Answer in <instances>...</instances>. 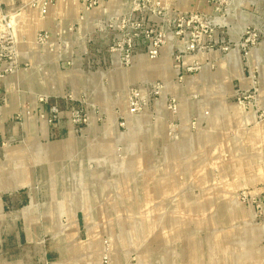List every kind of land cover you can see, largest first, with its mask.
Instances as JSON below:
<instances>
[{
    "label": "rangeland",
    "instance_id": "1",
    "mask_svg": "<svg viewBox=\"0 0 264 264\" xmlns=\"http://www.w3.org/2000/svg\"><path fill=\"white\" fill-rule=\"evenodd\" d=\"M0 203L27 264H264V0H0Z\"/></svg>",
    "mask_w": 264,
    "mask_h": 264
},
{
    "label": "crops",
    "instance_id": "2",
    "mask_svg": "<svg viewBox=\"0 0 264 264\" xmlns=\"http://www.w3.org/2000/svg\"><path fill=\"white\" fill-rule=\"evenodd\" d=\"M169 1L173 2L174 0H169ZM30 206L24 207L22 209L23 213L21 216L12 217L9 215V216H2V218L0 219V221L10 220L11 223L16 224V225L22 222L23 225H25V227L20 232L15 233V236L13 235L16 242L12 246L11 252L7 254V255H15L14 260L16 259V261L14 263H11V262H8L9 260L3 259V260H0V264H27L28 263L27 259L33 258L34 261H36L37 257L41 256L42 250H43L42 233H41L42 230L40 228L38 231L39 233H36L37 229L39 228L38 226L39 224H37V218H38L37 215L33 217L35 221V227H34L35 235L34 236L29 235V231L26 228V224L31 223L30 216H27V213L31 208ZM1 210H2V204L0 203V212ZM12 234L13 233H11V235Z\"/></svg>",
    "mask_w": 264,
    "mask_h": 264
}]
</instances>
